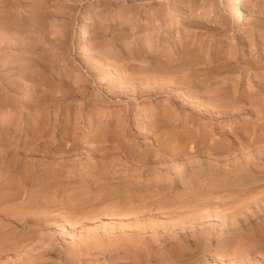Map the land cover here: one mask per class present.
<instances>
[{"label":"rangeland","instance_id":"1","mask_svg":"<svg viewBox=\"0 0 264 264\" xmlns=\"http://www.w3.org/2000/svg\"><path fill=\"white\" fill-rule=\"evenodd\" d=\"M241 2L0 0V264L164 239L264 264V0Z\"/></svg>","mask_w":264,"mask_h":264},{"label":"bare ground","instance_id":"2","mask_svg":"<svg viewBox=\"0 0 264 264\" xmlns=\"http://www.w3.org/2000/svg\"><path fill=\"white\" fill-rule=\"evenodd\" d=\"M5 0H2V2H4ZM232 2V1H231ZM38 3V2H37ZM40 3H42V2H40ZM40 6H42L41 4H40ZM39 7V6H38ZM40 8V7H39ZM35 11H37L36 9H35ZM34 11V12H35ZM160 11V10H159ZM158 11V12H159ZM232 11H233V16H234V18L238 21V22H243L244 20H245V14H244V11H243V7H242V2H241V0H233V3H232ZM42 13V12H41ZM43 17H44V14H43ZM4 18V17H3ZM8 19H10V18H8ZM38 19V18H37ZM41 19V18H40ZM3 20V19H2ZM35 21V20H34ZM16 22V21H15ZM40 22V21H39ZM3 23V22H2ZM9 23V22H8ZM14 23V22H13ZM33 23H36V21L35 22H33ZM30 25H31V23H29ZM28 24V25H29ZM37 24V23H36ZM2 25V24H1ZM0 25V26H1ZM8 25H10V24H8ZM30 25H29V27H30ZM39 25H41V24H39ZM5 26V25H4ZM18 26V25H17ZM37 28V27H36ZM35 28V29H36ZM19 33V32H18ZM26 35V34H25ZM31 49V48H30ZM29 50V49H28ZM31 57V56H30ZM169 59V58H168ZM198 60V59H197ZM32 62V61H31ZM30 63V62H29ZM34 63V62H33ZM42 63V62H41ZM40 64V63H39ZM31 65V64H30ZM35 65V64H34ZM26 66H28V65H26ZM30 67V66H29ZM159 67V66H158ZM45 69V68H44ZM41 70V69H40ZM226 97V96H225ZM202 183V182H201ZM221 184V183H220ZM227 184H229V183H227ZM226 184V186H228ZM193 185V184H192ZM224 185H225V183H224ZM232 185V184H231ZM232 186H234V185H232ZM218 187H220L219 185H218ZM217 187V188H218ZM223 187V186H222ZM197 188H198V186H197ZM201 188V187H200ZM213 188V187H212ZM227 188V187H226ZM118 189V188H117ZM196 189V188H195ZM194 189V190H195ZM202 189V188H201ZM205 189V188H204ZM223 189V188H222ZM119 191H120V189H118ZM207 190V189H206ZM219 190V189H218ZM229 190V189H228ZM115 191V190H114ZM118 191V192H119ZM124 190H122V192H123ZM198 191V190H197ZM192 192V191H191ZM200 192V191H199ZM211 192H214V190L212 191V189H211ZM133 193V192H132ZM132 193L130 194L131 196H134L135 197V195H132ZM202 193V192H201ZM126 194H127V192H126ZM125 194V195H126ZM188 194H189V192H188ZM39 195V194H38ZM120 195V194H119ZM118 195V196H119ZM124 194H123V196H125ZM117 196V195H116ZM131 196H128V197H130L131 198ZM136 196H138V195H136ZM127 197V198H128ZM117 198V197H116ZM191 198V197H190ZM193 198V197H192ZM119 199V198H118ZM121 199V198H120ZM132 199V198H131ZM125 200V199H124ZM133 200V199H132ZM186 200H187V198H186ZM118 201V200H117ZM117 201L115 200V203H117ZM123 201V200H122ZM126 201V200H125ZM129 201V200H128ZM127 201V202H128ZM134 201V200H133ZM135 201H136V199H135ZM124 202V201H123ZM185 203V202H184ZM125 204V203H124ZM141 204V203H140ZM237 204V203H236ZM113 205V204H112ZM118 205V204H117ZM79 206V205H78ZM81 207V206H80ZM72 209V208H71ZM168 229V228H167ZM159 230V229H158ZM161 231V230H160ZM231 231V230H230ZM170 236V235H169ZM145 238V237H144ZM154 238V237H153ZM182 238V237H181ZM180 238V240H182ZM190 239V238H189ZM192 239V238H191ZM128 240L129 239H126V242L125 243H127L128 242ZM138 241H139V239H137ZM136 240V241H137ZM122 241H124L123 239H122ZM130 241V240H129ZM135 241V242H136ZM137 241V242H138ZM187 241V240H186ZM134 242V243H135ZM190 242V241H189ZM189 242H188V245H182L181 243H174L172 240H170V239H164L161 243H158V242H156V243H150V244H145V243H140V244H138V243H136V244H138L137 245V248H135L134 250H135V254L134 255H132V256H130V257H127L126 256V258H129V259H131V264H193L194 263V257L192 258V255H188V254H191V253H189V252H191L192 251V248H191V246L189 245ZM117 244L119 243V241L118 242H116ZM186 243V242H185ZM123 243H121V245H122ZM120 245V244H119ZM118 245V246H119ZM133 245V244H132ZM113 246V245H112ZM118 246H116V247H118ZM135 246V245H134ZM134 246H133V248H134ZM122 247V246H121ZM121 247H118V248H116V250L117 251H120V249H121ZM132 247V246H131ZM136 247V246H135ZM114 248H115V245H114ZM125 249V248H124ZM111 250H112V248H111ZM115 251V250H114ZM89 252H92V251H90V250H86V252L84 251L83 253H87L89 256H92V255H90L91 253H89ZM111 255V254H110ZM201 255V254H200ZM80 256V254H76V255H74V256H71V257H69V262L70 263H72V261L73 260H75L76 258H81V257H79ZM157 256H160V258H158ZM197 256V255H196ZM197 258V257H196ZM122 259H124L125 260V258H122ZM72 260V261H71ZM123 260V261H124ZM127 260V259H126ZM197 260V259H196ZM92 261V260H91ZM198 262V261H197ZM93 263V262H92ZM91 263V264H92ZM114 263V262H113ZM117 263V262H116ZM118 263H120V261L118 262ZM54 264H55V262H54ZM62 264V263H61ZM79 264H81L80 263V261H79ZM129 264V263H128Z\"/></svg>","mask_w":264,"mask_h":264}]
</instances>
